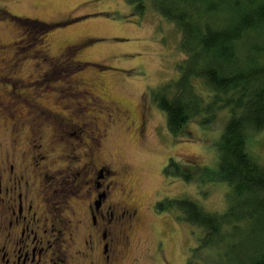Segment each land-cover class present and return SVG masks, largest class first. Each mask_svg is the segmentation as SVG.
<instances>
[{
	"label": "rangeland",
	"instance_id": "374dc122",
	"mask_svg": "<svg viewBox=\"0 0 264 264\" xmlns=\"http://www.w3.org/2000/svg\"><path fill=\"white\" fill-rule=\"evenodd\" d=\"M146 7L138 16L125 0H0V216L10 206L6 187L16 184L8 192L32 206L27 224L37 222L52 241L55 220L64 219L78 261L103 264L102 245L111 242L103 230L117 236V228L108 217L91 223L95 171L102 169V187L110 186L105 206L114 205L117 218L122 207L137 209L130 227L118 225L126 240L108 249L110 264H216L201 248L189 262L204 232L173 209H156L185 199L223 213L230 190L190 175L215 165L213 136L222 122L203 128L190 121L174 137L152 99L178 79L186 55L175 24L149 1ZM28 20L41 30L27 29ZM248 152L264 165V130ZM1 226L0 245L8 232ZM59 246L51 243L48 256L64 252Z\"/></svg>",
	"mask_w": 264,
	"mask_h": 264
},
{
	"label": "trees",
	"instance_id": "16d2710c",
	"mask_svg": "<svg viewBox=\"0 0 264 264\" xmlns=\"http://www.w3.org/2000/svg\"><path fill=\"white\" fill-rule=\"evenodd\" d=\"M147 1L181 32L179 48L186 55L178 79L153 91L152 99L174 137L190 121L203 128L222 122L213 136L215 165L189 173L230 190L223 213L185 199H168L156 209H173L204 232L189 262L201 248L214 254L216 264H264V165L248 152L249 141L264 130V0H125L138 16ZM42 25L28 20L25 27ZM33 115L42 113L34 109Z\"/></svg>",
	"mask_w": 264,
	"mask_h": 264
},
{
	"label": "flooded vegetation",
	"instance_id": "af4514ba",
	"mask_svg": "<svg viewBox=\"0 0 264 264\" xmlns=\"http://www.w3.org/2000/svg\"><path fill=\"white\" fill-rule=\"evenodd\" d=\"M69 119L64 118L59 121H69ZM97 171H99L97 173ZM95 174L94 189L96 190L95 198L93 197L90 213L92 214V226H97V219L103 223V219L107 218V223L111 224L116 220V225L114 229L117 228V236H112L111 231L103 230V237L110 240L108 243L105 241L102 245L103 248V264H110L115 260L114 254H108V249H118L121 242L126 240V235L124 234V228L118 227V225L127 224L130 227V222L134 219L137 214V209L135 207H130L128 209L121 208L119 212V217L115 216L116 209L114 205L105 206V199L107 197V191L110 186L105 185L103 188V180L105 179L106 172L102 169H97ZM1 184V182H0ZM14 188L11 190L6 187L5 195L9 196V207L7 209L1 210L0 225L1 227H8V232L2 237V243L0 245V264H81L75 256H79L81 252H76L73 250V240H72V230L65 224L64 219H56L55 229L53 230L55 236H53L52 241L48 240L44 234V229L37 223H28L27 218L30 215L32 206L29 208H24L22 205V194H19V202L16 204L15 197L11 196V191L17 189V185L14 184ZM101 187L103 188L101 190ZM9 190V192H8ZM8 201V200H7ZM14 201V202H13ZM114 208V209H113ZM6 213L9 216H6ZM33 219V218H31ZM33 224V227H31ZM103 226V225H102ZM63 238V239H62ZM103 238V239H104ZM104 239V240H105ZM61 245L64 249L54 253L51 252V256H48L47 249L51 246V243ZM92 241L89 239L86 241V246L89 249H93ZM59 246V249H61ZM105 250V253H104ZM11 251V252H10ZM101 253V254H102ZM47 254V255H45ZM52 258V259H51ZM90 264H95V261H91Z\"/></svg>",
	"mask_w": 264,
	"mask_h": 264
},
{
	"label": "bare ground",
	"instance_id": "6f19581e",
	"mask_svg": "<svg viewBox=\"0 0 264 264\" xmlns=\"http://www.w3.org/2000/svg\"><path fill=\"white\" fill-rule=\"evenodd\" d=\"M24 51V50H23Z\"/></svg>",
	"mask_w": 264,
	"mask_h": 264
}]
</instances>
